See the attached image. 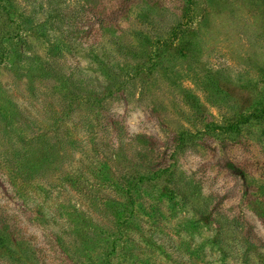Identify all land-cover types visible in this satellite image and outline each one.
Segmentation results:
<instances>
[{"label": "rangeland", "instance_id": "374dc122", "mask_svg": "<svg viewBox=\"0 0 264 264\" xmlns=\"http://www.w3.org/2000/svg\"><path fill=\"white\" fill-rule=\"evenodd\" d=\"M263 106L264 0H0V264H264Z\"/></svg>", "mask_w": 264, "mask_h": 264}, {"label": "trees", "instance_id": "16d2710c", "mask_svg": "<svg viewBox=\"0 0 264 264\" xmlns=\"http://www.w3.org/2000/svg\"><path fill=\"white\" fill-rule=\"evenodd\" d=\"M259 117H261V118H264V106H263V108L259 111V115H258ZM166 171H168L167 169H163V170H161L160 171V173L157 171V173H158V175L160 176V174H163V172H166ZM171 172H169V174H170ZM127 230V229H126ZM118 236H121V235H118ZM115 241H111V244H113ZM113 246H116V244L114 243V245Z\"/></svg>", "mask_w": 264, "mask_h": 264}]
</instances>
